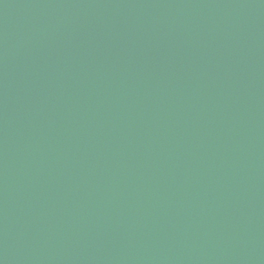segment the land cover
I'll return each mask as SVG.
<instances>
[{
  "label": "water",
  "instance_id": "95a60500",
  "mask_svg": "<svg viewBox=\"0 0 264 264\" xmlns=\"http://www.w3.org/2000/svg\"><path fill=\"white\" fill-rule=\"evenodd\" d=\"M0 264H264V0H0Z\"/></svg>",
  "mask_w": 264,
  "mask_h": 264
}]
</instances>
